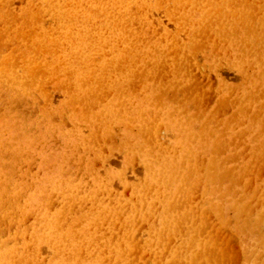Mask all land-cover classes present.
Masks as SVG:
<instances>
[{
  "label": "bare ground",
  "instance_id": "6f19581e",
  "mask_svg": "<svg viewBox=\"0 0 264 264\" xmlns=\"http://www.w3.org/2000/svg\"><path fill=\"white\" fill-rule=\"evenodd\" d=\"M0 4V264H264V0Z\"/></svg>",
  "mask_w": 264,
  "mask_h": 264
},
{
  "label": "rangeland",
  "instance_id": "374dc122",
  "mask_svg": "<svg viewBox=\"0 0 264 264\" xmlns=\"http://www.w3.org/2000/svg\"><path fill=\"white\" fill-rule=\"evenodd\" d=\"M12 1H13V4L11 3ZM12 1L10 0L9 5H10V4H11V5H14V4L16 5V4H17L16 7L14 8L15 12H17V11L19 10V8L17 9V7L20 6V8H21V7H22V6H21V3H23L24 0H23V2H22V0H15V1L12 0ZM39 1H40V0H39ZM0 2H3V4L5 5V7H6V8L8 7L7 9H11L12 6L10 5V7H9V6L7 5L8 2H9V0H8V1H7V0H4V1H3V0H0ZM4 2H5V3H4ZM6 3H7V4H6ZM1 4H2V3H1ZM1 4H0V5H1ZM13 7H14V6H13ZM14 10L12 9L11 11H14ZM154 12H155V11H154ZM156 13H159L160 16H159L158 14H157V15H154V14H153V17H154V18H157V19H160V18H161L163 21L165 20V22L168 21L167 18H166L165 16H162L160 12H155V14H156ZM225 67H226V68L228 67V68L225 70ZM225 67H224V69L221 68V69L218 70L220 73H219L218 71H216V72L213 71V72H212L213 75L211 74V70H209V69L206 67L207 71H208V70L210 71L209 74H208V76H206V75H207L206 73H208V72H204V71H205V70H204V71H202V72H203V73H202L201 71H199V70L201 69V67H197L196 69H198V68H200V69H199V70H196V71H197V72L199 71V74H200V72H201L200 75L203 77V78H201V76H200L199 74H198L199 76L195 74V76L197 77V79H199L198 82H199L200 85L202 86V87L200 86V87L202 88V89H200V90H203V89L205 88L204 91L206 92V94L210 95L211 92H210V93H207V91H208V92H209V91H212V90H211V89H212V83L214 82L213 84L215 85V80H217V81L219 82L218 85L216 84V85H217L216 88H218V86H219V84H220V82H221L222 80H225V82H227V79L230 80V81H228L227 84L230 85L231 87H236L235 83H239V82H240L239 84L241 85V82H242V80H241V73L238 72L235 68H232V67H230V66H225ZM202 68L204 69L205 67H202ZM203 69H202V70H203ZM228 69H229V70H228ZM230 69H231V70H230ZM222 70H225V71H223V72H224L223 74H225V76L222 74ZM194 73H196V72H194ZM219 74H220V76H219ZM210 75H212V78H210ZM214 75H215V76H214ZM205 76H206L207 78H206ZM224 77H225L226 79H225ZM217 78H218V79H217ZM205 79L207 80V82H208V80H210V79H212V80H210V81H209L210 84H208V83L206 82ZM217 81H216V82H217ZM204 82H206V85H209V87H208V86H204V88H203V83H204ZM204 84H205V83H204ZM239 84H238V85H239ZM214 85H213V86H214ZM238 85H237V86H238ZM206 87H207V88H206ZM214 87H215V86H214ZM214 87H213V88H214ZM204 91H203V92H204ZM203 92L201 91V94H202ZM212 93H213V92H212ZM210 104H212V103H210ZM210 104H209L208 108L210 107ZM204 105H205V106H204ZM204 105L202 106V107H203L202 109H205V108L207 107L206 104H204ZM117 153H118V154H117ZM112 155H113V154H112ZM112 155H111V156H112ZM115 155H116V156H115ZM121 155H122L121 152H116V153H114L113 157L110 156V158H112V160L109 158L108 162H110L111 164L109 165V163H108V165L111 166V167H113V166L115 165V164L113 165V163H115V162L117 163V162H119L120 159H122V158H120ZM114 157H115V158H114ZM122 157H123V155H122ZM112 161H115V162H112ZM121 161H123V159L120 160L119 163H123V162H121ZM137 163H138L137 166L141 165L140 167H138V169H142V170H143V167H142L143 165H142V163H141V164H140V162H137ZM121 165H122V164H121ZM135 165H136V164H135ZM98 166L100 167L101 164H100V165L98 164ZM119 166H120V165H118V167H119ZM114 167H115V166H114ZM116 167H117V166H116ZM118 167H117V168H118ZM141 167H142V168H141ZM101 168H102V167H101ZM138 169H136L135 171H137ZM133 171H134V170H133ZM141 172H142V171L140 170V173H141ZM129 173H130V175H129ZM140 173H137V174L139 175ZM134 174H136V172L133 173L132 171H131V172L129 171L128 174H127V178H128L127 180H130V178H132V175H133V177H135ZM136 178L138 179L139 176H136ZM136 178H135V179H136ZM133 179H134V178H133ZM135 179H134V180H135ZM137 179H136V180H137ZM131 180H132V179H131ZM134 180H132V181L134 182ZM136 180H135V181H136ZM130 182H131V181L128 182L129 185L133 183V182H131V183H130ZM117 183H118V182H117ZM117 183H116V185H118V184L121 185V184H122V183H120V182H119L118 184H117ZM123 186H124V187H123ZM117 187H120V186H117ZM121 187H122V189H121L119 192H123V191L127 190V189H124V188H126L125 184H122ZM121 187H120V188H121ZM115 188H116V186H115ZM120 188H119V189H120ZM116 191H118V190H116ZM132 191H133V190H132V188H131V186H130V188H129V190H128V193H126L127 191H125V193H126V194H130L129 197L131 198V196L133 195V192H132ZM131 192H132V193H131ZM123 195H124V193H123ZM125 197L127 198L128 196H125ZM129 197H128V199H129ZM143 233H144V232H143ZM143 233H141V235L145 237V233H144V235H143ZM229 239H230V238H229ZM231 239H232V237H231ZM232 241H233V242H228V243H229V246H230V247H229L230 250L233 249L232 247H234V246L236 247V246H237V245L235 244V243H236V240L234 241V240L232 239ZM231 248H232V249H231ZM237 248L239 249V247H236V248L234 249V251L232 250V252H235V253H232V252H231L232 255H233V257H234V256H237V255L239 254V251L237 250ZM236 253H237V254H236ZM148 254L150 255V256H149L150 258H149V261L147 260V261H148L147 264H154V263H156V261L153 259L152 255H151L150 253H147L146 256L148 257ZM146 256H145V257H146ZM147 257H146V258H147ZM147 259H148V258H147ZM144 260H146V259H144ZM145 262H146V261H145Z\"/></svg>",
  "mask_w": 264,
  "mask_h": 264
}]
</instances>
